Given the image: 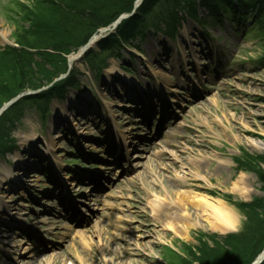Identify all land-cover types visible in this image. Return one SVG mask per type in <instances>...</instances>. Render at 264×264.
Wrapping results in <instances>:
<instances>
[{"label":"rangeland","instance_id":"1","mask_svg":"<svg viewBox=\"0 0 264 264\" xmlns=\"http://www.w3.org/2000/svg\"><path fill=\"white\" fill-rule=\"evenodd\" d=\"M38 7L50 12V0H0V60L8 50L19 55L24 46L35 45L33 31L28 32L41 20L34 18ZM201 10L202 18H208ZM53 15L56 22L60 15ZM46 20L49 18L41 21ZM244 24H235L233 19L231 26L210 24L206 36L188 19L174 39L146 35L149 32L144 27L146 32L135 35L131 46L121 50L122 60L107 58L110 68L102 78L83 59L74 60L71 69L78 73L71 71L70 77L76 76L77 86L52 96L45 117L37 105L25 106L6 132L13 141L12 155L6 156L3 149L0 152L6 154L0 156L4 209L0 213V264H181L183 258L195 261L188 249L195 254L201 243L214 247L229 235L242 234L248 219L241 204L264 200V184L258 175L236 164L247 155L264 158V39L252 20L246 19ZM100 37L92 50L100 44ZM43 52L48 50L41 49L40 54ZM208 52L209 57L204 55ZM17 64L9 60L8 66ZM123 64L131 74L122 73ZM22 69L16 70L10 87L29 80L42 83V76L31 74L25 82ZM7 73L4 69L2 77ZM137 97L138 104H128ZM162 106L172 114L170 122L163 124L158 115ZM149 107L153 115L149 123L141 125L138 116ZM184 136L204 148L188 155L194 147L178 140ZM50 138L56 139L53 149ZM162 140L183 145L178 152L185 160L180 162L173 147L160 145ZM155 143L158 149L150 151ZM162 151L169 157L161 156ZM173 161L176 167L164 168ZM260 164L264 170V163ZM11 173L16 179L9 182L5 177ZM159 174L164 175L160 178ZM29 176L37 177L29 183ZM241 177L243 185L238 184ZM90 178L103 180L98 191L90 185ZM56 179L68 193L69 202L78 204V218L72 219L71 212L66 215L59 197L55 200L52 183ZM178 182L183 185L172 191ZM192 184L201 189L193 190ZM240 187L244 194L238 191ZM192 191L225 199L237 217L238 230L228 235L216 233L206 217H195L194 209H189L194 221L186 223L188 214L180 209L177 230L183 234L181 238L167 227V220L158 219L150 210L153 200L179 209L181 195ZM46 192L51 201L47 207L42 202ZM81 209L91 216L78 226L84 218ZM43 222L46 228L41 226ZM96 223L101 228L95 229ZM26 230L37 235L39 243ZM90 230L94 235L88 234ZM80 232L90 240L89 248L74 242ZM99 233L104 234V241Z\"/></svg>","mask_w":264,"mask_h":264},{"label":"trees","instance_id":"2","mask_svg":"<svg viewBox=\"0 0 264 264\" xmlns=\"http://www.w3.org/2000/svg\"><path fill=\"white\" fill-rule=\"evenodd\" d=\"M136 1L50 0V12L38 7L34 18L41 17V20L49 18V20H40L38 24L33 23V29L28 34L31 35L33 31L36 38L35 45L24 46V49L19 51V55L15 54L16 56L10 50L7 54H2L4 58L0 60V109L20 94L31 90L40 91L52 86L57 79L68 72V57L87 45L99 30L109 28L124 15L132 14ZM201 9H204V12L209 15L208 18L199 16ZM25 13H28V8L25 9ZM54 13L60 15V17L57 16L56 22H53L55 20ZM188 17L204 26L219 25L224 20L230 24L232 19L235 24L245 25L246 19L252 20L264 39V0H144L134 17L125 20L114 35L103 39L99 46L101 54L94 51L89 52L85 60L93 71L100 73L107 65L105 63L107 58L120 56L116 52L130 45V39H133L135 35L150 30L174 37L182 21ZM27 22L29 23L26 17ZM57 22L58 24L55 26L53 23ZM144 27L147 29L143 30ZM45 42H49L50 45L42 47ZM41 49L48 50V52L40 54ZM32 51H37L38 54H33ZM11 54L15 58H11ZM100 55H102V59ZM35 57L41 60V63H37ZM9 60L18 64L8 66ZM19 68H23L21 76L25 77V82L27 74H31L33 77L34 75L42 76V83L38 84L29 80L26 83L22 82L17 88L10 87L9 81L16 78L15 72ZM4 69L8 71L4 76L8 79L2 77ZM73 72L78 73L76 69ZM18 75L19 73L17 77H19ZM69 78L62 83L55 84L52 87L54 89L48 92H43L37 97H26L10 107V110L0 118V152L3 150L6 153L12 152L10 149L13 147V145L11 146L13 141H10V135H7L6 132L11 125L15 124V121L19 120L25 110L24 107L37 105L42 116L45 117L49 114L48 104L53 99L52 96L63 94L67 87L77 86L76 76L73 75L72 78ZM259 162L264 163V158L260 157L257 160L247 155V157L236 160V164H239L242 169L256 173L264 184V170ZM241 209L248 219V224L242 234L229 235L222 240L224 243L215 242L214 247L201 243L195 254L191 249L187 250L195 260L194 262L185 258L180 259L179 262L181 264H196L198 262L200 264H253L264 251V200L241 204Z\"/></svg>","mask_w":264,"mask_h":264},{"label":"bare ground","instance_id":"3","mask_svg":"<svg viewBox=\"0 0 264 264\" xmlns=\"http://www.w3.org/2000/svg\"><path fill=\"white\" fill-rule=\"evenodd\" d=\"M204 55L209 57L210 52L204 53ZM174 127L177 128L178 126L176 125ZM193 134H197V133L195 131H193ZM57 137H59V136H57ZM175 139H176V137H175ZM178 140H182L186 144L190 145L191 147H194V150L189 151L188 155L197 153L196 152L197 151L196 148H198V149L199 148L200 149L204 148V146H202L201 144H197L194 141V139L192 137H190V136H186V137L184 136L181 139L178 138ZM55 141H56L55 138L54 139L50 138V145H51L52 149L56 145ZM160 145H166V147H169V148L173 147L175 150H177V152L179 150V147L183 146L181 144H177L175 141H170V140H165V141L162 140ZM158 147L159 146H158L157 143L151 144L150 151H153L154 149H158ZM178 153L180 155V158H179L180 162H183L185 160L184 157H182L183 153L182 152H178ZM178 153H176V155ZM162 155L164 156V158L165 157H169V156H166V154H164L163 151L161 152V156ZM176 164L177 163L173 161L171 166L165 165L164 168L165 169L168 168L170 170L173 167H176ZM163 175L164 174H161V175L159 174V177L162 178ZM18 176H20V174H18ZM36 177L37 176H35V177H32V176L30 177L29 176V178H28V179H30L29 183H32L33 180H35ZM5 178H7V180L9 182L13 181V179H16L14 173L13 174L12 173L8 174V176H6ZM242 179H243L242 177L239 179V182H238L239 185H243V180ZM17 183L18 182H16L15 184H17ZM182 185H183L182 183L178 182L173 188H171V187H169V188H171L172 191L174 189L178 190L179 187H181ZM191 186L193 187V190L201 189L197 185L194 186L192 184ZM21 190H19V191H21ZM238 191L241 194H244L245 189L243 187H240L238 189ZM138 204L140 205V203H138ZM180 204L181 205H178L179 209H177V208H173V207H171L169 205H165V204L162 205L157 200H153L152 202L149 203V206H150V210H152L154 216L157 217L158 219L167 220V227H169V229L171 231H173L176 236H179L181 238H183V234L179 230H177V227H178V224H177L178 215L177 214H178V211H180V209H184L186 211V213L188 214L186 216V218H184L185 219L184 221L186 223L194 221L193 216H190V214H189L190 213L189 209H194L195 217L196 218L197 217L198 218L199 217H206V220L208 221V223L210 224L211 228L216 233H221L222 235H228L229 233H233V232H236L238 230V228H237V217H236L232 207L227 205L228 203H226L225 199L224 200H221L219 198H217V199L214 198L213 199L212 197H210L208 195L205 196V195H202V194H198L196 192L194 193L192 191V192H185V194L181 195ZM174 209H176V212H175L176 215L171 214L172 210H174ZM3 211H4V209H2V206H1V203H0V213H4ZM84 212L87 213L85 210H84ZM74 215L77 218L79 217V215L76 213V211H74ZM93 219H94V216H93ZM37 222H40V220L39 221L36 220L35 223H37ZM91 222H94V221H91ZM95 225H96L95 229L101 228L100 223H96ZM41 226L42 227L44 226L45 228L47 227V225L44 222L41 224ZM2 231H3V229H0V233H2ZM88 234L94 235L93 234V230H90V232H88ZM95 234H97V233H95ZM77 235L78 236L76 237V239L74 241L76 243V245H81L84 249L89 248L91 246L90 240L85 236V232H80ZM98 235H99L98 236L99 239L101 241L102 240L104 241V234L99 233ZM106 250H108V249L107 248L104 249L103 252L107 253L108 251H106ZM54 264H56V263H54Z\"/></svg>","mask_w":264,"mask_h":264},{"label":"water","instance_id":"4","mask_svg":"<svg viewBox=\"0 0 264 264\" xmlns=\"http://www.w3.org/2000/svg\"><path fill=\"white\" fill-rule=\"evenodd\" d=\"M142 1H143V0H138L136 6L140 5V4L142 3ZM125 18H127V17L124 16L123 18H121V20L118 21V22L114 25L113 30H115V29L117 28V26L120 25V24L124 21ZM92 44H93V41H91V43H90L87 47H85L84 49H82V51H81V55H83L84 52H85L88 48H90V47L92 46ZM16 101H17V100H16ZM16 101H13L12 103H10V105L13 104V103L16 102ZM10 105H7L5 108L2 109V111L0 112V116L5 112V110H6L8 107H10ZM263 261H264V253L262 254L261 257L258 258V261L255 262L254 264H262Z\"/></svg>","mask_w":264,"mask_h":264}]
</instances>
